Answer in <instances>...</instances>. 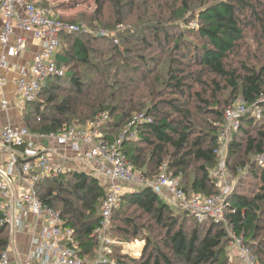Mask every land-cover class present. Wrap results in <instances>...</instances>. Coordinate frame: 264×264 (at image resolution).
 Listing matches in <instances>:
<instances>
[{
  "label": "trees",
  "instance_id": "obj_1",
  "mask_svg": "<svg viewBox=\"0 0 264 264\" xmlns=\"http://www.w3.org/2000/svg\"><path fill=\"white\" fill-rule=\"evenodd\" d=\"M36 1L51 19L87 24L90 32L60 35L55 61L65 74L48 78L38 99L26 103L23 121L32 134L60 133L108 114L103 137L109 143L124 138L122 150L137 172L156 179L166 165L188 197H208L218 193L211 173L226 110L242 97L263 111L260 120L253 115L242 119L227 151L233 176L244 169L259 185L242 184L249 195H229L223 221L200 222L188 209H177L152 188L141 187L123 197L112 214L109 234L119 242H145L142 254L132 257L121 245H113L106 253L109 262L98 264H231L226 249L234 237L264 264V169L256 159L264 156V58L259 67L248 64L264 56V0H97L95 20L91 15L88 20L57 15V10L76 9L80 0L57 7L50 0ZM106 6L113 21L100 18H105ZM98 18L103 28L94 23ZM194 21L198 27L189 28ZM123 22L125 30L111 35L112 23ZM251 30L256 51L244 43ZM136 46L142 49L136 51ZM162 58L168 59L167 69H162ZM140 115L147 121L132 125ZM37 191L62 215L80 257L95 263L100 249L93 232L107 195L103 183L75 172L43 179ZM151 222L162 230L159 236ZM10 240V228L0 225V254Z\"/></svg>",
  "mask_w": 264,
  "mask_h": 264
},
{
  "label": "built area",
  "instance_id": "obj_2",
  "mask_svg": "<svg viewBox=\"0 0 264 264\" xmlns=\"http://www.w3.org/2000/svg\"><path fill=\"white\" fill-rule=\"evenodd\" d=\"M0 13L3 23L0 49L4 51L0 59V82L2 71L9 68V58L20 57L27 51L28 41L24 34L40 44V51L34 55L29 67H19L15 81L23 101L32 103L37 100L41 85L48 78L65 74L55 61L61 46L60 35L70 32L88 34L90 30L86 24L51 19L37 6L36 0H0ZM7 106V102L2 101V107L6 109ZM250 109L257 120L262 118L260 106L251 108L244 98L239 97L219 125L217 164L211 173L218 193L208 197L199 194L188 197L180 178L169 176L166 165L156 179H148L137 172L122 150L124 138L111 143L104 139L101 128L108 121V114L74 124L60 133L32 134L25 125L1 128L0 155L7 159L0 162V225L10 228L11 240L0 254V264H88L80 257L78 244L72 231L65 227L60 212L44 203L37 191V185L43 179L75 172H88L103 183L107 191L100 224L93 232L100 249L97 264L109 262L106 253L111 252L113 245H122L124 253L132 257L142 254L145 242L136 240L125 244L112 239L109 234L112 214L120 208L123 197L141 187H150L164 199L178 201L200 222L223 221V204L233 190L226 171L224 147L229 141L228 134L240 127ZM142 121L147 120L140 115L132 125ZM135 136L133 133L131 138ZM258 162L264 168L263 155L257 158ZM22 236L25 240L20 239ZM232 243L237 248L238 264H263L241 239L234 237Z\"/></svg>",
  "mask_w": 264,
  "mask_h": 264
},
{
  "label": "rangeland",
  "instance_id": "obj_3",
  "mask_svg": "<svg viewBox=\"0 0 264 264\" xmlns=\"http://www.w3.org/2000/svg\"><path fill=\"white\" fill-rule=\"evenodd\" d=\"M51 1V3H52V5H53V7H57V6H59V5H62V4H69V3H72L71 1L72 0H50ZM174 1H176V0H159V3L161 4V3H163V2H174ZM191 1H193V0H191ZM80 4H79V6L76 8V9H73V10H71V11H67V10H57L56 11V13H57V15L58 16H63V17H67V18H76V19H81L82 17L85 19V20H88L89 19V17H90V15H91V17H92V19L93 20H95V18L93 17L94 16V13H95V9L97 8V0H80V2H79ZM154 6H155V4H154ZM156 7V6H155ZM67 8V7H66ZM66 8H63V9H66ZM157 8V7H156ZM144 7H142L138 12L141 14V13H143L144 12ZM154 12H156V10L154 11ZM104 15H105V18H102V16L100 17L101 19H106V22H107V20H110V21H113V16H112V11H111V8L109 7V6H106L105 7V11H104ZM193 15V14H192ZM188 17L189 16H191V14H189V15H187ZM100 18H98V21L97 22H94V23H96V24H98L101 28H103L102 27V24H101V22H102V20H100ZM188 19H190V18H188ZM112 24H114V30H112L111 31V35H116V36H118L119 35V33H121L122 31H124L125 30V24H124V22H123V24L122 23H120V24H115V23H112ZM87 25V24H86ZM198 22H196V21H194V22H192L190 25H189V28H197L198 27ZM185 27H187L186 25H181V29L182 30H184L185 29ZM187 35V38L188 39H193L191 36H189L188 34H186ZM191 37V38H190ZM193 41H195V39L193 40ZM119 42V41H118ZM197 42V41H196ZM244 43H245V45H246V47H251L252 48V50L253 51H256L255 49L257 48V46H258V44H257V40L255 39V35H254V31H249V33H248V36H247V38H246V40L244 41ZM133 47V46H132ZM135 49H136V51H140L142 48L140 47V46H136L135 47ZM153 50V49H152ZM151 50V51H152ZM143 52H148V50H142ZM263 51H264V49H263ZM154 52H156L157 53V55H160L161 57H167V56H165V55H163V54H159V52L161 53V51H159V50H154ZM140 52H136V55L137 54H139ZM262 58H264V56H261V55H259V58H257L258 60H250L249 62H248V64L250 65V66H252V67H259L260 66V64H261V62H259V61H263L262 60ZM162 63V69H163V67H166V69H167V65H168V59L167 58H165V59H163L162 58V61H161ZM121 75H123V73L121 74ZM112 80V79H111ZM110 80V81H111ZM113 83V82H112ZM226 91V90H225ZM220 94H222V93H220ZM228 94H229V92H228ZM225 96L227 97V93L225 94ZM225 97V98H226ZM235 103V102H234ZM234 103H233V105H234ZM231 107V106H230ZM229 107V108H230ZM228 108V109H229ZM251 110V109H250ZM227 111V110H226ZM252 110H251V112H250V114L249 115H252ZM132 124V123H131ZM130 124V125H131ZM240 127H241V123H240ZM239 127V128H240ZM239 128L237 129V130H234L233 132H230V135L228 134V138H229V141L231 142V140H232V138H233V136H234V134H238L239 133ZM230 131H231V129H230ZM240 137H243V135L242 134H240ZM228 141V143L227 144H225V147H224V151H225V154H226V160H225V162H226V171H227V173H228V175H229V178H230V180H231V182H232V185H233V190H232V192L229 194V195H231V194H234V193H244L245 195H249V192H248V190H246L247 188H244V189H241V185L242 184H245L244 186H246L248 183H250L251 184V186H257V185H259V181L257 180V179H255L254 177H252V176H250L249 175V172H247V171H245L244 169H243V172L242 173H240V172H238V174H236L235 176H233V174L231 173V171L228 169V166H227V151H228V145L230 144V142ZM226 147H227V149H226ZM256 158V157H255ZM257 159V158H256ZM224 162V163H225ZM258 166H259V162H258ZM260 167V166H259ZM261 168H263V167H261ZM264 169V168H263ZM86 173H88V172H86ZM246 187H249V186H246ZM255 189H258V188H255ZM168 200V199H167ZM169 202H171L172 203V205L173 206H175L176 205V208L177 207H183V206H180L181 204L177 201H172V200H168ZM178 204V205H177ZM178 209V208H177ZM209 221V220H208ZM210 222H214L215 223V221L214 220H210ZM149 225H152L154 228H155V231H153L154 233H155V236H159V232H161L162 230L160 229V227L157 225V224H155V223H150ZM154 236V235H153ZM140 241V240H139ZM234 241V240H233ZM134 242V241H133ZM140 242H142V241H140ZM124 243V242H123ZM129 243H132V242H129ZM125 244H128V242H125ZM120 247H122L123 248V246L121 245ZM144 247H145V244H144V246H143V249H144ZM123 250V249H122ZM143 252V251H142ZM226 253H227V256H228V258H229V261H230V263L231 264H238L237 262H236V260H235V258H236V253H237V248L235 247V244L234 243H232V241H231V243H230V245H229V247H228V249H226ZM259 261V260H258ZM259 262H261V261H259ZM262 263V262H261ZM88 264H97L96 262L95 263H88Z\"/></svg>",
  "mask_w": 264,
  "mask_h": 264
},
{
  "label": "crops",
  "instance_id": "obj_4",
  "mask_svg": "<svg viewBox=\"0 0 264 264\" xmlns=\"http://www.w3.org/2000/svg\"><path fill=\"white\" fill-rule=\"evenodd\" d=\"M2 17L0 13V31L2 29ZM28 41L27 51L18 58H9V68L1 73L3 79L0 82V129L13 125L16 127L24 126L23 116L26 112V103L17 92L16 79L18 78V69L20 66H27L32 63L34 55L40 51V44L30 35L24 34ZM4 51L0 49V59ZM2 101H6L7 108L2 107ZM44 145H47L46 143ZM6 157L0 155V162ZM7 159V158H6ZM85 172V171H84ZM178 205V204H177ZM25 240V237H20ZM237 262V253L236 258Z\"/></svg>",
  "mask_w": 264,
  "mask_h": 264
},
{
  "label": "bare ground",
  "instance_id": "obj_5",
  "mask_svg": "<svg viewBox=\"0 0 264 264\" xmlns=\"http://www.w3.org/2000/svg\"><path fill=\"white\" fill-rule=\"evenodd\" d=\"M60 51V50H59ZM18 58V57H17ZM56 60V59H55ZM57 62V61H56ZM3 73V72H2ZM46 83V82H45ZM42 86V85H41ZM38 99V98H37ZM25 103V102H24ZM27 105V104H26ZM75 237V236H74Z\"/></svg>",
  "mask_w": 264,
  "mask_h": 264
}]
</instances>
